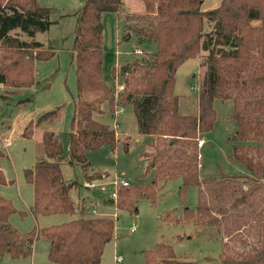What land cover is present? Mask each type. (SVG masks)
I'll list each match as a JSON object with an SVG mask.
<instances>
[{
	"label": "trees",
	"instance_id": "16d2710c",
	"mask_svg": "<svg viewBox=\"0 0 264 264\" xmlns=\"http://www.w3.org/2000/svg\"><path fill=\"white\" fill-rule=\"evenodd\" d=\"M145 11L131 13L125 20L126 34L121 41L136 35L139 42L155 45L149 55L134 49L130 59L121 60L113 69L120 78L121 91L113 90L102 80L104 56V15L123 12L124 0H86L76 16L74 61L76 63L78 100L69 135V164L82 168L86 185L107 174L90 172L87 153L118 146L117 132L108 123L94 117L93 106L83 98L101 96L115 117L119 107L131 105L138 133L150 137L142 157L144 176L153 173L149 183L118 186L108 190L103 202H83L72 197L78 187L64 179L62 163L66 161L62 142L52 131L43 133L44 157L34 167L24 170L25 181L34 188L28 211L18 210L12 200L0 195V257L31 256L40 236L49 240L48 259L53 264H100L106 246L114 239V216L104 215L105 204L115 210L136 214L137 202L155 203L159 191L172 179L182 178L181 191L198 188L196 209L185 207L183 220L198 227L218 230L229 249L237 241L243 248L239 260L223 256L228 264H264V0H222L211 10H203L205 0H141ZM51 8L38 0H0V85L17 89L36 83V62L56 55L55 48L36 41L38 33L47 32ZM211 31L205 33V26ZM142 51V53H138ZM201 58L204 77L193 115L180 113V98L175 94L178 68L190 59ZM216 100L230 103L236 132L230 138L231 159L248 171L247 175H226L200 179V146L217 120ZM49 112L31 121L22 136L31 139L35 129ZM129 150L131 142L123 144ZM4 154L0 152V159ZM0 166V185H12ZM117 191V200L110 194ZM97 207L98 214L91 213ZM79 218L22 234L10 224L13 215L25 217L74 214ZM118 218V217H116ZM254 231L257 245L247 248L249 240L242 233ZM251 234V232H249ZM227 238V240H226ZM246 238V239H245ZM249 249V250H248ZM146 264H181L169 244H159L144 252Z\"/></svg>",
	"mask_w": 264,
	"mask_h": 264
},
{
	"label": "rangeland",
	"instance_id": "374dc122",
	"mask_svg": "<svg viewBox=\"0 0 264 264\" xmlns=\"http://www.w3.org/2000/svg\"><path fill=\"white\" fill-rule=\"evenodd\" d=\"M85 1L38 0L41 6L51 8L52 25L47 32L38 33L36 41L46 47L52 45L56 55L47 61L36 62V83L31 88L17 89L0 85V152L4 154L0 159V166L8 180H14L12 185H0V195L12 200L20 211L29 212L32 205L34 188L25 181L23 172L33 168L36 161L44 157L42 138L45 131L54 132L63 144L66 161L62 163V172L66 181L79 184L72 192L78 209L83 202L100 204V196L107 195L108 190L118 187L114 185L115 182L124 181L134 186L149 183L153 178V173L144 176L146 163L142 157L151 140L150 137L138 133L133 107H119L113 117L110 115L108 103L94 94L86 95L83 100L91 103L96 119L108 123L116 130L118 138L115 151L104 146L87 153L91 163L90 172L99 171L107 176L86 185L82 168L79 165L72 166L67 161L69 135L78 100L73 52L77 19L74 15ZM221 1L205 0L202 8L214 9ZM144 11L145 4L141 0H125L120 15H104L102 80L113 90L115 96L121 91V79L114 78L112 73L119 61L130 59L137 47L146 55L156 50L151 43H140L136 35L127 41H121L126 34L125 20L129 14H140ZM211 29V25H206L205 33ZM206 54L202 52L199 58L186 61L177 70L175 94L180 98L182 115H193L198 109L197 98L204 77L201 58ZM214 107L217 111L216 123L204 135L202 146L199 145L200 179L219 178L223 174L247 175L245 167L230 158L233 153L230 138L236 132L234 108L230 103L220 100L215 101ZM49 112L55 113L39 124L31 139H25L22 134L26 126ZM126 142H131L127 151L123 148ZM163 184L155 203L146 199L138 200L136 214L131 215L127 211L113 208H108V211L100 210L104 215L117 219L114 239L106 246L100 264H146L144 252L154 250L162 243L172 246L181 264H228L222 261L223 251V256L230 255L239 260V253L243 249L239 242H230L229 249L224 250L216 228L198 227L183 220L185 207L196 209L198 206V188L192 186L183 193L182 178L160 182L159 186ZM80 215L79 210L74 214L40 215L37 219L30 213L25 217L15 214L11 217L10 224L22 234H35L41 229L77 219ZM133 224L136 226L135 232L131 231ZM244 234L250 243L247 248L258 244L254 231L244 230L241 236ZM49 244L48 239L40 236L34 242L31 256L5 255L0 257V264H53L48 259ZM119 257L123 259L120 263L117 262Z\"/></svg>",
	"mask_w": 264,
	"mask_h": 264
},
{
	"label": "built area",
	"instance_id": "2783aa9c",
	"mask_svg": "<svg viewBox=\"0 0 264 264\" xmlns=\"http://www.w3.org/2000/svg\"><path fill=\"white\" fill-rule=\"evenodd\" d=\"M138 53H142V51H138ZM203 141H201L199 143L200 146H202V143ZM115 186H124V187H127L129 186V184L127 182H124V181H120V182H115L114 183ZM110 198L114 199V200H117V191H114L113 193L110 194L109 196ZM91 213L94 214V215H97L98 214V208L97 207H94V208H91ZM136 230V226L133 224L132 228H131V231L132 232H135ZM123 259L121 257L118 258L117 262L120 263L122 262Z\"/></svg>",
	"mask_w": 264,
	"mask_h": 264
},
{
	"label": "crops",
	"instance_id": "0c3cea01",
	"mask_svg": "<svg viewBox=\"0 0 264 264\" xmlns=\"http://www.w3.org/2000/svg\"><path fill=\"white\" fill-rule=\"evenodd\" d=\"M124 2H125V0H124ZM103 178H106V175H105ZM105 196H106V195L103 194L102 196L99 197V199H100L101 202H103V197H105ZM108 208H109V206L106 205V204H105L104 206L101 207L102 210H106V211H108V210H107ZM110 209H111V208H110Z\"/></svg>",
	"mask_w": 264,
	"mask_h": 264
}]
</instances>
